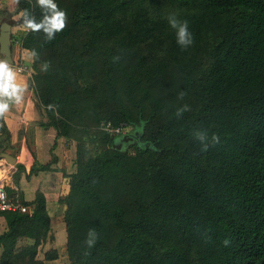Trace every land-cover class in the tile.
<instances>
[{"label": "trees", "instance_id": "trees-1", "mask_svg": "<svg viewBox=\"0 0 264 264\" xmlns=\"http://www.w3.org/2000/svg\"><path fill=\"white\" fill-rule=\"evenodd\" d=\"M56 2L68 21L54 40L23 29L11 43L39 54L29 86L43 124L76 141L59 198L69 264H264V0ZM24 9L42 18L37 0H19L5 20ZM170 13L190 22L187 50ZM197 128L220 144L201 152ZM31 203L1 212L0 264H45L36 258L50 231L43 193ZM93 228L99 239L84 256Z\"/></svg>", "mask_w": 264, "mask_h": 264}, {"label": "crops", "instance_id": "crops-1", "mask_svg": "<svg viewBox=\"0 0 264 264\" xmlns=\"http://www.w3.org/2000/svg\"><path fill=\"white\" fill-rule=\"evenodd\" d=\"M16 0H0V11L4 20L7 14L13 11ZM15 21L11 26V39L17 36V30H23ZM11 58L13 65L25 64L30 68L31 60L28 59V50L20 48L17 43L12 42ZM22 78L29 83V76L21 73ZM30 101V103H29ZM45 118L42 111L37 108L34 93L30 87L26 94L25 103L11 108L6 114V121L0 119V126L7 130V134L0 131V182L5 185L6 192L12 194L17 190L24 201L28 202L27 207L33 209L32 200L36 191L43 193L46 201V210L50 218V231L43 240L36 255L37 259L44 260L45 264H60L61 256L67 255L66 250V227L64 222V207L59 203V198L67 194L69 190V176L74 172L75 149L73 143H67L63 137L56 135V130L52 126L43 123ZM7 153L15 158V163L6 161L1 153ZM24 167V171L16 179V165ZM47 165V169H40L36 173H29L31 167ZM6 231V219L0 212V236ZM31 239H23L22 242L30 243ZM48 252H55L56 258L45 260L44 256ZM2 246L0 242V255ZM68 260V256H67ZM66 264H69L67 261Z\"/></svg>", "mask_w": 264, "mask_h": 264}, {"label": "clouds", "instance_id": "clouds-1", "mask_svg": "<svg viewBox=\"0 0 264 264\" xmlns=\"http://www.w3.org/2000/svg\"><path fill=\"white\" fill-rule=\"evenodd\" d=\"M19 3V0H16ZM38 6L42 9V18L38 21L36 17L27 9L22 10L14 19L21 20L20 27L32 32H43L48 41L54 40L57 33L62 32L67 27L68 13L66 9L60 8L56 0H37ZM169 26L175 30L176 43L181 50H187L195 43L194 35L190 30V22L187 19H179L177 13H170L167 17ZM38 52L35 49L29 50L28 59L33 60L38 58ZM119 56L113 57V62H118ZM49 63H44L41 70L47 71ZM24 68H17L6 57H0V119L6 121L8 114L13 107H18L25 103L26 94L29 93L30 86L26 79L22 78L21 73ZM187 95L186 90L179 92V99L183 100ZM30 103V101H29ZM49 110L58 106L49 105ZM190 111L188 105L177 110L176 115L181 117L184 112ZM58 114V113H57ZM193 136L201 144V152H207L209 147L220 144L221 138L218 133H212L210 136L207 129L197 128L193 132ZM2 198V194H0ZM99 239L96 230L90 229L87 233V238L84 241L86 249L84 256L90 255L87 249L93 248ZM225 247L230 245V240L223 241Z\"/></svg>", "mask_w": 264, "mask_h": 264}, {"label": "water", "instance_id": "water-1", "mask_svg": "<svg viewBox=\"0 0 264 264\" xmlns=\"http://www.w3.org/2000/svg\"><path fill=\"white\" fill-rule=\"evenodd\" d=\"M13 21L11 19H7L1 22L0 24V57H6L12 61L11 58V26ZM1 156L6 159L7 162L14 164L15 158L12 155L2 152Z\"/></svg>", "mask_w": 264, "mask_h": 264}, {"label": "built area", "instance_id": "built-area-1", "mask_svg": "<svg viewBox=\"0 0 264 264\" xmlns=\"http://www.w3.org/2000/svg\"><path fill=\"white\" fill-rule=\"evenodd\" d=\"M15 66L17 68H24L25 71L22 73L30 76L31 71H30V68L28 66H26L25 64H18ZM105 129H108V126L105 127ZM110 130H112L115 133H118V132L122 131L123 129H122V127H117V128H113ZM0 194H2V198H0V212L6 211L9 209H19L22 212L28 211V207H26L25 205H14L9 201L7 194H6L5 185L2 182H0Z\"/></svg>", "mask_w": 264, "mask_h": 264}, {"label": "rangeland", "instance_id": "rangeland-1", "mask_svg": "<svg viewBox=\"0 0 264 264\" xmlns=\"http://www.w3.org/2000/svg\"><path fill=\"white\" fill-rule=\"evenodd\" d=\"M16 3V2H15ZM13 7V9H14V7H15V4L12 6ZM5 20V19H4ZM3 19L2 20H0V24H1V22L2 21H4ZM15 22V21H14ZM22 31V30H21ZM21 31H18L17 30V33H16V35H20L21 34ZM14 37V36H13ZM15 39V43H18V40H17V38H14ZM100 125H102V124H100ZM125 131H128V129L127 130H125ZM72 143H73V147H74V149H75V145H76V141H71ZM121 145V142H119L118 143V146H120ZM74 168H75V166H74ZM23 243V242H22ZM24 244V243H23ZM67 261H69V260H67V255L66 256H61V259H60V264H66L67 263Z\"/></svg>", "mask_w": 264, "mask_h": 264}]
</instances>
